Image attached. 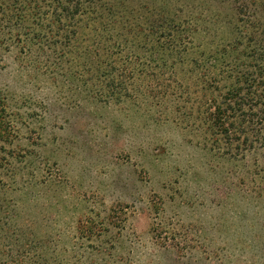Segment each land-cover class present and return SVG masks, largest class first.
Masks as SVG:
<instances>
[{"label":"rangeland","instance_id":"obj_1","mask_svg":"<svg viewBox=\"0 0 264 264\" xmlns=\"http://www.w3.org/2000/svg\"><path fill=\"white\" fill-rule=\"evenodd\" d=\"M113 1L67 42L44 0L0 17V264H264V142L205 121L264 88V0Z\"/></svg>","mask_w":264,"mask_h":264},{"label":"trees","instance_id":"obj_2","mask_svg":"<svg viewBox=\"0 0 264 264\" xmlns=\"http://www.w3.org/2000/svg\"><path fill=\"white\" fill-rule=\"evenodd\" d=\"M13 2H16L17 6H21L23 9L22 14L29 16L34 14L37 16L35 13H37L38 9L35 8V5L38 0H0V17L2 20L12 19L14 17L13 15H5V7H10V5H13ZM44 2L51 9V16L49 17L51 27L56 29L55 32L61 40L66 42L76 33L78 25L74 20L77 16H80V12L84 8L89 9L95 6L101 13L103 12V6L105 7L106 4L112 7L115 4L113 0H44ZM157 2H160L162 6L158 5L154 7L160 8L158 12L162 16H170L172 14L169 12V8L173 7V3L176 4V2L172 0H158ZM234 2H243V4L238 3V7L235 8L237 14L241 13L244 10L245 0H234ZM188 6L189 3H185L179 8L184 9L187 15L190 16V11L186 10ZM118 7L117 5L114 6L117 9ZM261 10L264 13V7H261ZM22 20L29 21V19L23 16ZM164 26L162 25L163 28L167 29ZM236 41H238V37L232 41L230 46H234ZM233 49L236 50V46ZM252 51L255 56H259V53H255L254 50ZM246 75L243 72H239L233 75V79L230 77L228 86L221 95L220 102L213 103V110L208 113L209 117L208 119L206 117L207 120L205 121L209 123L208 127L211 132L213 131V134L219 137L218 139L215 137V140H224L225 146L231 143L229 137H235V140H239V143L235 147L242 146L245 149H256L257 146H261L264 142V88L251 90L255 80ZM211 76L217 77L218 75ZM245 129L247 131L249 130L251 135H248L249 133L245 135ZM239 131L243 132L241 139L239 137ZM11 132V128H8L0 117V142L9 141Z\"/></svg>","mask_w":264,"mask_h":264}]
</instances>
